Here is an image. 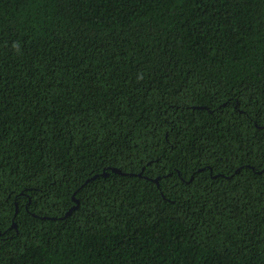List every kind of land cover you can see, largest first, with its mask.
I'll return each mask as SVG.
<instances>
[{"label":"trees","instance_id":"1","mask_svg":"<svg viewBox=\"0 0 264 264\" xmlns=\"http://www.w3.org/2000/svg\"><path fill=\"white\" fill-rule=\"evenodd\" d=\"M0 264H264V0H0Z\"/></svg>","mask_w":264,"mask_h":264},{"label":"water","instance_id":"2","mask_svg":"<svg viewBox=\"0 0 264 264\" xmlns=\"http://www.w3.org/2000/svg\"><path fill=\"white\" fill-rule=\"evenodd\" d=\"M71 212H69V214H70Z\"/></svg>","mask_w":264,"mask_h":264}]
</instances>
